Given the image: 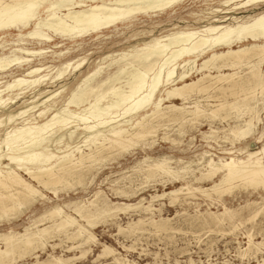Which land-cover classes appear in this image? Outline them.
<instances>
[{
  "label": "bare ground",
  "instance_id": "obj_1",
  "mask_svg": "<svg viewBox=\"0 0 264 264\" xmlns=\"http://www.w3.org/2000/svg\"><path fill=\"white\" fill-rule=\"evenodd\" d=\"M180 1L0 0V34L16 29L24 39L49 44L51 40L49 32L61 38L72 39L96 33L102 28L127 21L139 14L162 11ZM221 5L226 8L215 9L213 14L208 16L209 22L204 25L199 27H188V25L183 28L176 26L174 27L178 28L176 31L153 37L142 43L143 46L139 49L131 50L127 54L122 51L115 61L120 65L103 76L95 78L101 73L102 67H95L85 75L80 74L77 80L79 83L62 100L59 107L55 106L54 99L64 89L52 91L38 89L32 100L22 101V106L18 110H8L11 104L16 103L18 95L25 93L23 85L25 88L35 89L43 84L48 73H40L48 66L28 67L21 75L7 82L3 89L0 88V93L6 90L16 91L8 97L0 98L2 126L0 128V218L5 217L6 224L17 221L21 212H27L42 204L47 199L42 189L56 195L60 187L65 185L70 187L73 181H77L82 184L81 191L85 190L87 182L83 184L82 180L86 175L81 169L89 168L94 163L103 162L108 158L111 160L121 157L120 155L130 152V149L137 146L148 149L146 145L150 146L154 142L156 130L164 127L165 121H174L180 126L182 123H188L197 127L201 124V116L204 115V118L210 120L209 130L201 132V137L207 142L206 146L212 148L210 142H215L217 139L216 130L212 129V119L215 121L216 117H220L227 120L231 110H238L235 113L236 119L233 120L235 124H230L223 136L230 142L231 147L219 146L215 150L212 148L213 151L203 150L194 160L190 159L186 162L179 158L172 160V157L168 156L146 157L133 167L137 166L134 172L137 170L140 177L143 174L144 178H148L147 180L159 176L160 179L157 181L162 187L167 180L171 184L180 182L178 188L150 195L146 204L142 203L143 198L138 199L134 204H111L103 198L100 191H96L91 200H70L63 205H52L36 215L22 231L10 228L0 233V244L3 246H0V264H15L29 250L38 249L43 252L47 246L54 248V244L50 245L45 240V235L52 229L57 230L58 233L63 231L65 238L73 244L68 249L78 247L80 254L63 258L61 255L50 253L47 258L40 260L39 255L32 252L30 254L35 261L31 263L66 264L70 260L84 256L97 242L95 234L89 227L98 224L96 221L98 218L102 223L110 224L115 219L117 211L130 208H137L139 213H149L148 223L155 229H167L165 222L159 224L161 221L157 223L152 219L153 211L161 212L164 205L160 202L158 208H154L152 202L163 198L168 200L169 205L179 203L183 199L181 196L186 194L188 197L197 193L210 202L214 199L221 206L222 211L219 213L207 211V215L201 216L199 220L200 224L212 227V230L214 225L223 223L225 218H232L242 208H250L257 203L245 201L236 211L225 206L221 196L230 193L237 186L264 189V128L257 136L254 134L255 126L260 120L256 91L260 94L259 98L264 101V71L259 69L260 63L264 62V12L248 18L238 15L247 12L249 8L264 5V0H222ZM31 22L33 28L21 34ZM22 44L23 42L19 41L17 45ZM172 45L176 48L168 56V47ZM13 51L11 55L0 56V74L10 71L12 66L28 65L31 61L28 57L30 54L40 55L49 50L45 48L30 50L24 46ZM126 56H129L128 60ZM124 57L126 62L122 64L124 61L121 63L120 60ZM201 58L199 66L196 65ZM171 61L175 62L169 65ZM81 62L71 66L70 69L69 63L65 67H59L56 74L49 77V81L52 83L58 81L60 77L66 75L67 69H69L68 73H71L79 68ZM242 64L248 69L243 75L239 71L223 72L224 68H235ZM174 65H177L176 68L179 67L180 71H175ZM211 69H215L214 74L211 73ZM152 70V77L146 80V75ZM199 71L200 76L193 79L192 74ZM34 75L37 76L32 79L25 78ZM42 94L48 96L41 99ZM193 96H195L191 102L193 105L185 106L183 103L186 104V101ZM228 97H232L233 100L228 101ZM174 98L182 101L181 106L174 103L162 106L164 101ZM200 98L207 101L205 104L207 108L201 105ZM209 98L214 102L208 103ZM84 103L89 107L81 108V112H78L79 105ZM125 103L128 105H125L123 112L120 113L118 108ZM70 105H74L77 110L71 109ZM37 106H41L33 112L37 121L24 123L25 114ZM20 119L21 122L16 123ZM73 122L75 124L70 125ZM166 127L170 128L167 125ZM175 127L177 129L176 124ZM60 129H65V132L54 135ZM177 134L181 136L182 132L178 131ZM64 135L69 140L72 137L78 140L72 141L73 145L71 141L59 145ZM179 136L171 138V135L163 133L161 138L167 140L172 148L184 152ZM149 139L152 141L148 142ZM242 140L243 145L236 148L235 142ZM256 143H260V147L251 149V144L256 145ZM1 145L3 149L6 147L5 151L1 149ZM217 153L223 155L219 156ZM140 162L145 164L141 167ZM172 163L174 166L171 165ZM95 175L93 173L90 175L91 180ZM205 180L210 181L211 184L204 188L200 183ZM123 188L118 187L115 191L129 198V192ZM261 199V206L251 211V218L263 212L264 198L261 196ZM64 207L70 208L71 212L65 211ZM143 217L145 218L141 215L135 222H129L134 225L141 224L144 222ZM46 218L50 220V225L38 228L37 224ZM121 230L122 227L119 226L118 231ZM252 234L247 233L246 246L239 252L241 258L252 257L254 261L247 260L241 264H264V257L260 259L257 257L264 251V240L255 241ZM107 254L112 255L114 264H131L107 245L103 246L97 258ZM174 264H178L177 261Z\"/></svg>",
  "mask_w": 264,
  "mask_h": 264
},
{
  "label": "rangeland",
  "instance_id": "obj_2",
  "mask_svg": "<svg viewBox=\"0 0 264 264\" xmlns=\"http://www.w3.org/2000/svg\"><path fill=\"white\" fill-rule=\"evenodd\" d=\"M221 2L222 0H181L179 3L162 11H158L155 13L151 12L146 15L139 14L127 21L119 22L110 27L102 28L96 33H90L72 39H66V37L61 38L59 36H56L52 32H49V35L51 36L49 44L40 43L36 40L24 39L23 36L19 35L20 32L16 29H11L10 31L1 33L0 56L11 55L14 53V49L24 46H26L30 50H37L40 48L49 50L48 52L40 55L30 54L28 55V57L31 59V61L28 65L25 64L20 67L12 66L10 71H6L5 73L0 74V88L3 89V86L7 82H10L16 76L21 75L23 71L28 67L39 65L48 66L47 69L40 73H48V75L46 76L47 79L43 82V84L36 87L35 89L25 88V85H23L25 93L19 94L16 103L11 104L8 110H18L22 106V101L27 99L28 101L32 100V96L38 92V89L50 91L55 89H64V91H61L54 99L55 106L59 107L62 104V100L66 96H68L70 91H72L74 87L79 83L77 80L79 79L78 76L80 74L85 75L89 71L93 70V68L95 69V67H102L101 73H99V75L95 77L98 78L114 70L118 65H120L115 61L119 58V55L122 53V51L124 54H127L131 52V50L134 51L136 49H139L143 46L142 43L149 41L153 37H159L167 34L168 32L172 33L176 31L178 29L174 28L176 26H180L181 28L185 26L187 27L188 25V27H199L208 23V18L213 14L212 12H214L215 9L226 8L221 5ZM262 12H264V5L254 7L253 9L249 8L247 12H242L238 15L248 18L254 17ZM32 28L33 26L31 22V24L28 25L24 32H22L21 34H24L26 31H29ZM19 41H22L23 44L17 45ZM175 48L176 47L174 45L169 46L167 55L169 56V53ZM20 54L21 53H19V55ZM116 54L119 55L117 56ZM167 55L165 56V58L168 57ZM126 57L120 60L121 63L124 61L122 64L126 62ZM128 59L129 56L127 57V60ZM200 61H202V58L197 61L198 64L196 65L199 66V64L201 63ZM78 62H81L79 68L72 71L71 73H68L70 67ZM173 62L175 61H171L169 65L173 64ZM67 63H69V69H67L66 75H64V77L62 76V78L60 77L58 81L56 80V82H50L49 77L54 76L57 72V69L59 67L61 68L62 66L65 67ZM176 66L174 65L175 68ZM156 68L158 67L156 66ZM235 68H224L223 72L239 71L240 74L243 75V73L248 70L247 66L244 64ZM259 69L261 71H264V62L260 63ZM175 71H180V68L177 67ZM211 73L214 74L215 69H211ZM151 74L153 75V70L146 75V80H149L152 77ZM36 76L37 75L26 76L25 78L32 79ZM196 76H200V71L194 72L192 74L193 79H195ZM14 93H16V91H3L2 93H0V98L8 97L9 94ZM255 93L258 98L257 107L258 109H260L258 113L260 120L256 124L254 131V134L257 136L258 133H260L264 128V101L259 98L260 94H258V91H256ZM42 96L43 97L41 99H44L48 95L42 94ZM194 97L195 96L188 99V103L186 101V104H183L185 106H192L193 103L191 104V102L193 101L192 99ZM201 100V105L204 106V108H207V105H205L207 101L204 98H202ZM232 100V97H228V101ZM213 102L214 100L212 98L208 99V103ZM169 103H174L181 106L182 101L180 99L174 98L169 101H164L162 106ZM86 105L87 104L85 103L79 105L80 108L78 109V112H81L83 108L89 107V105ZM125 105L128 104H123L122 107H119L120 110L118 108V111L120 113L123 112V107ZM39 107L41 106H37L36 108L25 114L24 123H34V121H37V119L34 118L35 116L33 115V112ZM70 108L75 109V106L70 105ZM241 109L242 108H240V110ZM237 111V109L231 110L229 112L231 118L228 117L227 120L221 119L220 117H216L215 121L214 119H212V129L216 130L217 134L216 141L210 142L214 150L216 148L218 149L219 146L223 148L231 147L230 142L228 140H225L223 136L224 132H226L230 127L229 125L235 124L233 120L236 119L235 113ZM21 120L22 119L17 120L16 123H20ZM209 121L210 120L204 118V115L201 116V124L197 127H195L196 125H189L188 123H182L180 126V124L174 123V121H165L163 124L164 127L162 126L159 128L160 130H156V136L153 138L154 142L150 146L146 145L148 149H142L137 146L130 149V152L120 155L121 157H117L114 159L111 158V160L110 158H108L107 160H103V162L100 161L102 163H94L92 165H95L94 167L90 166L89 168H83L84 170L81 169L83 174L86 175H84L85 177L83 178L82 183L84 184V182H87L86 188L83 191H81L82 184L78 183L77 181H73L70 187L69 185H65L66 187H60V190H58V193L56 195L52 194L51 191L42 189V192L46 195L47 199H45L42 204H38L37 206H35L33 209L28 210L27 212H21L20 216L17 218V221L13 223L6 224V218H0V233L9 230L10 228L17 231H22L23 227L31 223L36 215L49 208L50 206L55 204L63 205L70 200H91L94 198L93 195L96 191H100L103 198L106 201L111 202V204H134L140 198H143L142 203L146 204L150 195L160 194L162 192H167L171 189L178 188L181 184L180 182L174 181L175 183L171 184L170 181L167 180L168 178H163L167 181H165V186L162 187L161 183L157 181L160 179L159 176H157L158 178L152 177L154 181L150 178L149 180H147L148 178H144L143 174H141L140 177V173L136 172L137 170L134 172V170L138 168L137 166L135 168L133 167L137 165L139 161L146 157L159 158L161 156H168L172 157V160H174L175 158H179L181 159V161L186 162L190 159L194 160L195 156L203 150L209 149L213 151L210 146H206L207 142L201 137V132L209 130ZM170 122L172 124L169 125ZM73 124H75V122L71 123L70 125ZM165 124L168 127L170 126V128H167ZM175 124L177 125L178 130L176 129ZM171 125H173V127H171ZM1 127L2 126L0 125V128ZM223 129L225 130L223 131ZM176 131L177 133L178 131L179 133L182 132V135L179 136ZM60 132H65V129L58 130L54 135ZM163 133H166L169 136L171 135V138H174V136H179L181 138L180 145L185 149V151L179 152L177 151V149L172 148L171 144L167 140L161 138ZM77 140L78 139L74 137L69 140L68 137L64 135L59 145H62L65 142L69 141L75 142ZM79 140H81V138ZM151 141V139L148 140V142ZM73 142L72 145L74 144ZM243 143L244 141L242 140L235 142L234 145L237 148L239 146H242ZM260 145V143H256V145L251 144L250 147L251 149L253 148V150H255L257 147H260ZM1 147V149H3V145H1ZM82 148L84 149V147ZM3 150L5 151L6 147H4ZM217 155L222 156L223 154L217 153ZM180 163L181 162H179V164ZM144 164L145 163H141L140 166L142 167ZM101 165H103V167ZM171 165L174 166L173 163ZM86 169L89 170L87 171ZM92 173L93 175H95L96 173V175L91 180L90 175H92ZM73 184H75L76 186ZM200 184L205 188L210 186L211 183L210 181L205 180ZM140 186H142L141 190L139 188ZM118 187H124V190L127 189L126 192L128 191L130 194L129 198L123 197L118 191H115V189ZM132 187L135 188V191ZM138 188L140 191L138 190ZM253 189V187L237 186V188H233L230 193H225L221 196L222 202L225 204V206L231 209H235L236 211L241 205L245 203V201H255L257 203L253 204L250 208H242L239 212H236L232 218H225L223 223L214 225L213 230L212 227L210 228L207 225L200 224L199 220L200 218H202L201 216L207 215V211L219 213L222 211V208L218 203H216L214 199L211 201V204V202L207 198L197 193L192 194L193 196L190 194L188 195V197L187 194L182 195L181 198L183 199L180 200L179 203L177 202L173 205H169L168 200H166L165 198L159 201L157 200L152 202L154 208H158L160 202L164 203L161 208V212L153 211L152 215V219L157 223H159L160 221L161 222L159 224H162V221L166 223V227H168L164 230L157 228L155 229L152 224L148 223L150 214L139 213L137 208L117 211L115 219H113V222H111L110 224H104L102 223V221H100L101 219L98 218L99 221L98 219L96 220L98 224L95 223L93 227H89L90 230L95 234L97 242L91 246L89 250L90 252L88 251L84 256L76 258L74 260H70L66 264H114L112 255L110 254L103 255L97 258V255L101 253L104 245L115 249L119 256H121L123 259L128 260L131 264H174L176 261L178 264H241L247 262V260L249 262H253L254 260L252 257H250L249 259H247V257L241 258L239 252L246 246V242L248 239L247 233H253L252 237L255 241L264 240V208L261 207L263 208V212L261 211L262 213H259L256 216L252 217L253 219L251 218V211L256 209V207L261 206V196L264 198V189H261L260 187L254 190ZM131 190L134 195L131 194ZM64 209L65 211L68 210L67 212H71V209H68V207H64ZM73 215L75 216V214ZM141 215L145 216V218L143 217V223L137 225L131 224L132 222H135L139 217H141ZM248 217H250V219H247ZM129 221L132 222L130 223ZM238 221H240L241 223ZM81 223L86 224L84 221H81ZM239 223L241 226H239ZM232 224H235L236 226ZM49 225L50 220L46 218L45 220H43V222H39L37 224V227L43 228ZM118 225L122 227L121 231H118ZM228 229L231 230V232ZM53 230L54 229L51 230L52 232L49 230V234L47 233L45 235V240L48 241L50 245L54 244V248L47 246L43 252L38 249L34 251L29 250L30 252L28 251L25 256H23L21 259H18L15 264H32L35 261L30 254L32 252L37 253L40 260H44L45 258H47V255L50 253L58 256L61 255L63 258H67L69 256L71 257L73 255L78 256L80 254V248L78 247L74 249H68V247L73 244L71 243V241H69V239L65 238L66 236L64 235L63 231H60L58 233L57 230ZM49 235L53 236L50 238ZM59 240L61 243L59 242ZM0 246H2V244H0ZM15 253L17 254L18 252ZM257 257L259 259L261 257H264V251L263 253L258 254Z\"/></svg>",
  "mask_w": 264,
  "mask_h": 264
}]
</instances>
